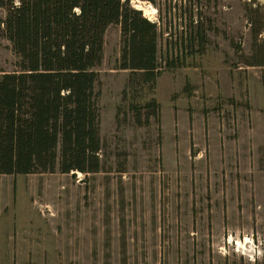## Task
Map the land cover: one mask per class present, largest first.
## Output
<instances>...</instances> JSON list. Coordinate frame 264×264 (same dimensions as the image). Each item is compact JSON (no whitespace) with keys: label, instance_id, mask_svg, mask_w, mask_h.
Masks as SVG:
<instances>
[{"label":"rangeland","instance_id":"obj_1","mask_svg":"<svg viewBox=\"0 0 264 264\" xmlns=\"http://www.w3.org/2000/svg\"><path fill=\"white\" fill-rule=\"evenodd\" d=\"M130 5L157 27L163 72L136 101L157 100L159 126L133 122L111 26L95 86L108 171L0 175V264H264V0ZM15 62L0 35V73Z\"/></svg>","mask_w":264,"mask_h":264},{"label":"trees","instance_id":"obj_2","mask_svg":"<svg viewBox=\"0 0 264 264\" xmlns=\"http://www.w3.org/2000/svg\"><path fill=\"white\" fill-rule=\"evenodd\" d=\"M250 6L255 12L254 2ZM0 9V35L16 58L14 71L0 73V175L108 171L101 156L95 86L111 26L120 27L118 69L128 72L121 96L132 95L133 122L159 126L157 100L136 101L145 98V90L154 93L163 72L157 27L130 0H0ZM195 33L182 39V46L191 48L201 35ZM176 59L165 58L164 69L178 67Z\"/></svg>","mask_w":264,"mask_h":264}]
</instances>
